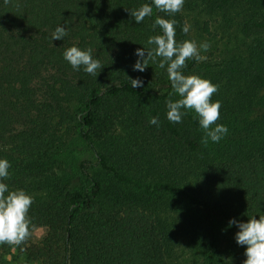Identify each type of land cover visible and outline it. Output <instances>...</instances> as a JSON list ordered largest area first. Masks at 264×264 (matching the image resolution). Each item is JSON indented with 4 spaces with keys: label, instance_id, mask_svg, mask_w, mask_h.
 I'll list each match as a JSON object with an SVG mask.
<instances>
[{
    "label": "trees",
    "instance_id": "1",
    "mask_svg": "<svg viewBox=\"0 0 264 264\" xmlns=\"http://www.w3.org/2000/svg\"><path fill=\"white\" fill-rule=\"evenodd\" d=\"M234 1L239 0L213 4L224 9ZM243 1L264 6V0ZM145 3L152 0H0V159L10 164L8 178L0 182L10 191L25 188V181L38 174V164L54 154V132L63 125L73 126L95 160L80 163L77 177L54 182L43 201L33 200L31 234L44 230L36 248L39 264H169L163 232L147 211L158 196L181 200L200 217L204 264H219L220 227L264 215V141H253L256 137L234 143L230 134L227 143L237 150L221 156L200 177L195 172L199 180L192 191L134 178L98 150L119 121L134 112L148 134L170 150L217 152L215 142L203 143L194 111L188 110L181 123L167 119V101L178 95L159 58L149 61L144 72L133 70L136 49L150 48L148 38L162 34L153 29L158 16L176 21L178 43L191 41L179 12L169 15L152 5V15L135 23L126 9ZM58 26L68 34L53 41ZM252 28L264 29V24ZM72 46L92 49L102 65L97 76L83 67L73 69L64 59ZM257 60L259 69L248 82L253 91L264 86V52ZM186 65L182 72L191 75L197 61ZM128 77H139L143 87L132 88ZM152 118L158 124H150ZM22 245L34 248L31 235ZM7 249L8 244H0V259Z\"/></svg>",
    "mask_w": 264,
    "mask_h": 264
},
{
    "label": "rangeland",
    "instance_id": "2",
    "mask_svg": "<svg viewBox=\"0 0 264 264\" xmlns=\"http://www.w3.org/2000/svg\"><path fill=\"white\" fill-rule=\"evenodd\" d=\"M179 13L184 26L189 28L187 35L191 41L198 48L201 44L209 45L207 51L199 49L206 59L197 62L191 75L209 80L218 88L211 97L212 102L221 104L216 124L225 125L228 132L215 142L217 152L203 149L198 154H189L182 149L180 153L170 150L148 134L147 127L134 112L119 121L114 134L99 143L98 150L134 178L148 183L176 184L192 191L212 163L237 150L227 143L230 134L233 140L251 136L256 137L253 141H264V86L253 91L248 83L249 76L259 69L258 60L253 62V58L264 52V29L252 28L254 23L264 24V6L239 0L221 9L213 0H184ZM54 133L58 142L54 154L42 160L38 174L25 181V188H20L35 201H43L54 182L77 177L80 163L95 161L72 125H63ZM195 172L203 173L196 179ZM148 206L147 211L154 215L165 237L168 263L204 264L206 247L200 217L183 201L166 196L151 199ZM236 232L231 227L219 228V264H243L246 259V246L236 243ZM43 236V229L32 232L33 249L22 244L8 245L0 264H39L36 248Z\"/></svg>",
    "mask_w": 264,
    "mask_h": 264
},
{
    "label": "clouds",
    "instance_id": "3",
    "mask_svg": "<svg viewBox=\"0 0 264 264\" xmlns=\"http://www.w3.org/2000/svg\"><path fill=\"white\" fill-rule=\"evenodd\" d=\"M8 0H5L7 3ZM184 0H152V4L145 3L139 8L127 10L135 23L142 22L153 13V7L161 12L174 15L182 10ZM175 20L157 17L153 23V29L157 27L162 34L150 36L147 44L148 49L137 48L135 55L139 57L133 65L134 71L144 72L149 61L157 62L159 67L165 68L168 79L175 94L179 99L167 101V119L173 123H181L182 117L188 110L194 111L199 119V125L205 132L203 143L207 145L208 140L219 142L228 129L225 125L216 124L220 118L221 104L219 101L212 102L211 97L218 88L209 80L202 79L197 75H184L186 61L195 59L197 62L206 59L200 54V48L207 51L209 45L201 44L198 48L194 41L185 40L177 42L175 39ZM189 31L187 25L183 28L186 34ZM64 26H58L52 32V40H63L67 36ZM64 59L73 69L79 70L83 67L84 72L97 76L102 65L98 59L92 56V49L81 50L76 46L67 48L63 53ZM131 87H143V81L137 77H128ZM185 110V111H182ZM150 124H158L157 118H152ZM212 125H215L213 128ZM10 167L6 159H0V181L8 178ZM7 193V195H6ZM33 203L32 197L24 190H9L6 183L0 182V244L19 246L31 235V220L28 216L29 209ZM236 225L239 231L235 234L238 245L246 246V259L243 264H264V215L259 219L255 216L248 217L247 222H240L236 219L229 221V227Z\"/></svg>",
    "mask_w": 264,
    "mask_h": 264
}]
</instances>
